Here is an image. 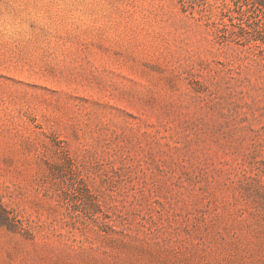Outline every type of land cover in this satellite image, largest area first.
Wrapping results in <instances>:
<instances>
[{
  "label": "rangeland",
  "instance_id": "obj_1",
  "mask_svg": "<svg viewBox=\"0 0 264 264\" xmlns=\"http://www.w3.org/2000/svg\"><path fill=\"white\" fill-rule=\"evenodd\" d=\"M254 16L0 0V264H264Z\"/></svg>",
  "mask_w": 264,
  "mask_h": 264
},
{
  "label": "trees",
  "instance_id": "obj_2",
  "mask_svg": "<svg viewBox=\"0 0 264 264\" xmlns=\"http://www.w3.org/2000/svg\"><path fill=\"white\" fill-rule=\"evenodd\" d=\"M249 4V12H252L254 17L257 18V28L253 29L256 32V36L252 39L255 41L261 50V55L264 56V0H245ZM248 6V5H246ZM241 28V32L246 33L250 28ZM15 218L11 215V212L0 203V227H12L14 226Z\"/></svg>",
  "mask_w": 264,
  "mask_h": 264
}]
</instances>
